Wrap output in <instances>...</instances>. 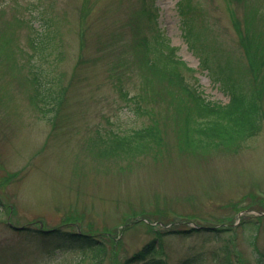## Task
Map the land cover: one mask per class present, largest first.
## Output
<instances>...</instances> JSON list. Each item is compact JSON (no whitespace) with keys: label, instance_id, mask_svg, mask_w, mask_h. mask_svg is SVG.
Here are the masks:
<instances>
[{"label":"rangeland","instance_id":"1","mask_svg":"<svg viewBox=\"0 0 264 264\" xmlns=\"http://www.w3.org/2000/svg\"><path fill=\"white\" fill-rule=\"evenodd\" d=\"M11 1L0 0V264H120L143 247L166 264L264 261V97L257 129L222 126L219 137L199 143L196 121L183 117L185 95L165 83L178 56L197 69L185 71L187 85L227 102L221 82L237 73L249 83L253 62L246 50L253 42L230 14L264 4L191 0L197 10L184 24L179 0H147L155 22L135 17L140 0H17V11ZM20 16L28 21L15 29ZM41 17L54 20L42 67L65 88L56 115L28 100L21 47L31 51L26 24ZM140 37L162 80L135 63ZM149 125L158 139L137 150L104 157L103 142L94 145L104 131L122 135ZM9 223L91 233L105 241L104 257L74 246L47 252ZM158 238L161 250L152 251L149 242Z\"/></svg>","mask_w":264,"mask_h":264},{"label":"trees","instance_id":"2","mask_svg":"<svg viewBox=\"0 0 264 264\" xmlns=\"http://www.w3.org/2000/svg\"><path fill=\"white\" fill-rule=\"evenodd\" d=\"M245 1L242 0L241 2ZM260 2L264 4V0H260ZM258 4L260 3H256L255 5L251 4L246 7L245 5L247 4H245V8L240 17L235 13L230 14L231 21L237 32H243V34L247 35L245 37L246 42H253L252 47L250 48L248 46L246 49L247 53L253 57V62H250L248 64L249 69L247 68L249 83L244 81L243 76H237V73L227 75L228 80L226 82L223 81L224 90L229 93V99L226 103L222 104L208 100L200 94L195 95L194 93H190L191 90L185 83V71L191 70V68L185 66L183 61L179 60L178 57H175L168 63L171 67H174L172 73L173 78L171 80L166 79L165 83L169 86L176 87L185 95L183 99V106L185 107L183 108V117L196 121V130L198 133L196 134L198 135L196 141L199 143L214 137H219L220 133L218 132V128L222 126L228 130L240 122L248 124L253 130L258 128L256 119H258L260 112L263 110L262 99L264 97V6H258ZM11 6L15 11L18 8H22V5L18 4L17 0H13ZM39 9L42 10L40 7ZM196 10L197 6L191 0H179V11L185 17L184 24L188 20L186 15L191 12L193 14ZM134 15L137 18L144 17L147 20L157 21V11H153L151 2L147 0H140V4ZM14 21L21 22L15 23L16 29V27L24 25L28 20H24V17L20 16L15 17ZM53 22V18L50 17H41L35 26H33L31 21L30 23L28 22L26 25L28 32L31 31V34L27 37V46L31 51L28 52L22 47L21 50L23 54L26 52L25 63L28 65L26 81L30 88L28 94L30 104L41 113L50 112L56 115L62 104L65 88L56 80L55 76H49L50 73L46 67H42V64L47 62L48 55L51 53L46 50L48 48L50 49L54 41V34H50V28ZM201 23L207 24L205 20H202ZM204 27L210 29L209 25H204ZM192 30L193 24L190 23L187 25L186 33H191ZM200 42L203 43V41ZM137 44L138 48L133 49L137 59L135 63L138 62V66L142 65L144 68L149 69L156 79L162 80L164 78L163 74H160V70L154 68L153 63L148 61L146 52H144V48L147 47L146 39L140 37ZM140 52L142 54L138 61ZM202 56L203 63L207 68L209 66L207 54L200 55V57ZM135 63H131V65L136 67L137 65ZM219 66L217 65V67L212 68L214 74L219 70ZM232 82H235L239 91L235 90L234 86L236 85H231ZM245 84L248 85L246 86ZM122 91L124 92V90ZM51 117L54 118L55 116ZM191 127V124H187L184 127L188 139V133ZM158 132L157 126L154 127V125L142 126L122 135H113L112 130L104 131L103 134H100L94 139V145L103 142V148L99 153L104 157L112 156L126 150H137L138 148L134 149L136 144L143 147L156 141L158 139ZM8 225L14 228L23 237V240H35L43 245L47 249V252H50L54 247L74 246L76 249H87L89 252H95L100 257H104L105 241L102 238L94 237L91 233L88 234L79 230L59 227L31 228L24 225H11L10 223ZM168 231L173 232L179 230ZM158 239V243H155V239L149 242L152 245V251L161 250L162 241L160 238ZM147 256L148 254H146L143 247L131 256L126 257L120 264H134L137 262V264H166L163 257L152 254L151 256ZM256 260L257 264H264V261H261L258 257ZM185 261L187 262V260ZM226 264H229L228 259Z\"/></svg>","mask_w":264,"mask_h":264}]
</instances>
